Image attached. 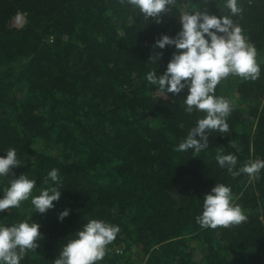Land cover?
I'll return each instance as SVG.
<instances>
[{
  "label": "trees",
  "instance_id": "16d2710c",
  "mask_svg": "<svg viewBox=\"0 0 264 264\" xmlns=\"http://www.w3.org/2000/svg\"><path fill=\"white\" fill-rule=\"evenodd\" d=\"M226 3L177 0L157 24L127 0H0V156L17 150L22 166L13 171L36 180L33 196L49 186L61 190L44 214L31 197L0 212V226L40 225V246L21 264H53L92 219L120 228L97 264H119L133 250L146 264H264V169L258 179L233 177L216 160L218 152L236 155L234 170L264 160V0H238L237 16ZM204 10L243 28L261 73L255 81L229 75L217 85L215 95L233 102L228 133L209 132L199 153L176 151L206 113L185 111L187 87L173 95L146 77L163 75L177 51L154 48L156 40L176 36L183 12ZM158 52L159 60H148ZM52 169L59 185L44 182ZM11 178L0 177V198ZM216 183L231 188L246 222L216 229L196 222Z\"/></svg>",
  "mask_w": 264,
  "mask_h": 264
},
{
  "label": "clouds",
  "instance_id": "9594fccd",
  "mask_svg": "<svg viewBox=\"0 0 264 264\" xmlns=\"http://www.w3.org/2000/svg\"><path fill=\"white\" fill-rule=\"evenodd\" d=\"M120 3L124 4L125 0H120ZM127 3L138 8L145 20L154 18L159 24L162 16L176 6L177 0H127ZM226 7L232 16L242 12L238 0H227ZM179 19L182 28L176 36L162 35L154 45V48L159 49L174 45L177 51L173 53L163 75H157V71L153 70L146 79L150 84L158 85L161 92L166 90L173 95H178L187 87L185 111L206 113L176 148V151L193 149L199 153L209 146V132H229L227 118L231 114L233 102L224 96L215 95L217 85L229 75L255 81L260 77L261 69L255 45L248 41L243 28L230 16L218 17L209 14L208 10L186 11L180 14ZM161 55L158 52L148 60L155 62ZM216 160L233 177L243 173L258 179L260 171L264 169V160L256 159L234 170L237 156L231 153L225 155L218 152ZM19 166L22 164L15 148H9L5 156H0V177H12L9 186L4 189L3 198H0V212L19 208L22 202L31 197L35 212L46 213L54 207V201H59L60 188L49 186L42 189L39 195L33 196L36 180L26 174L16 177L13 169ZM48 179L59 185V170L52 169L45 184ZM234 200L230 187L216 183L211 192L204 195L203 211L196 217V222L202 228L211 229L230 228L246 222L247 215ZM68 215L69 210L65 209L58 218L63 221ZM39 229L38 223L29 222L28 219L11 226H0V264H21L27 252H36L40 246L37 241L42 239ZM119 232L117 225L98 219L89 220L76 233L77 238L69 240L62 247L53 264H97L107 255L108 246Z\"/></svg>",
  "mask_w": 264,
  "mask_h": 264
},
{
  "label": "rangeland",
  "instance_id": "374dc122",
  "mask_svg": "<svg viewBox=\"0 0 264 264\" xmlns=\"http://www.w3.org/2000/svg\"><path fill=\"white\" fill-rule=\"evenodd\" d=\"M208 2H209V0H205L206 5L208 4ZM24 22H25L24 19L18 17V18H16V20L14 21L13 24L15 27L19 28L20 25ZM232 96H233V98H235L236 104H238V100H239L238 98L239 97H237V95H235V94H233ZM38 148L41 151H49L48 146L43 142H40L38 144ZM262 208H264V207H262ZM120 255L122 256V258L120 259L119 264H146L147 257H145L139 250H133L129 253L122 252ZM200 256L201 255L199 253H196L195 257H194L195 260H198L200 258ZM231 257L233 260H235V259L237 260L236 254H234V253L231 254Z\"/></svg>",
  "mask_w": 264,
  "mask_h": 264
},
{
  "label": "built area",
  "instance_id": "2783aa9c",
  "mask_svg": "<svg viewBox=\"0 0 264 264\" xmlns=\"http://www.w3.org/2000/svg\"><path fill=\"white\" fill-rule=\"evenodd\" d=\"M19 18H22V19L25 20V17H24V16H20ZM24 23H25V22H24ZM24 23H22V24L20 25V27H21L22 25H24Z\"/></svg>",
  "mask_w": 264,
  "mask_h": 264
}]
</instances>
